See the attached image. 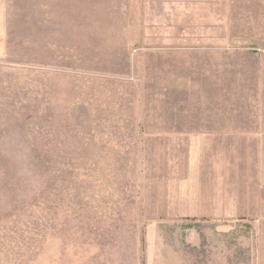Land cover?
Segmentation results:
<instances>
[{"label": "rangeland", "instance_id": "rangeland-1", "mask_svg": "<svg viewBox=\"0 0 264 264\" xmlns=\"http://www.w3.org/2000/svg\"><path fill=\"white\" fill-rule=\"evenodd\" d=\"M213 110L264 115V0H0V264H264Z\"/></svg>", "mask_w": 264, "mask_h": 264}, {"label": "crops", "instance_id": "crops-1", "mask_svg": "<svg viewBox=\"0 0 264 264\" xmlns=\"http://www.w3.org/2000/svg\"><path fill=\"white\" fill-rule=\"evenodd\" d=\"M201 117V120H199L200 132H212V133H221V131L227 132V129H222V125L226 126V123L234 124L236 127V124L240 126H244L246 128V131H240L249 133L251 135L257 134V133H264V115L263 114H257L250 116V120H248L247 116H245V119L242 121L241 116L237 117V115H231L230 114H223L220 110H213L212 112H209L208 115L203 114ZM237 132L239 130H236ZM233 132V131H231ZM253 137V136H252ZM251 140V138H250ZM260 140L264 142V137H262Z\"/></svg>", "mask_w": 264, "mask_h": 264}]
</instances>
